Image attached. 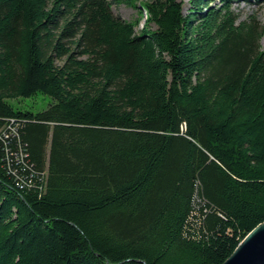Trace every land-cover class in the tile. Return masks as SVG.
<instances>
[{"label": "trees", "instance_id": "16d2710c", "mask_svg": "<svg viewBox=\"0 0 264 264\" xmlns=\"http://www.w3.org/2000/svg\"><path fill=\"white\" fill-rule=\"evenodd\" d=\"M253 1L0 0V264L229 259L264 222Z\"/></svg>", "mask_w": 264, "mask_h": 264}, {"label": "rangeland", "instance_id": "374dc122", "mask_svg": "<svg viewBox=\"0 0 264 264\" xmlns=\"http://www.w3.org/2000/svg\"><path fill=\"white\" fill-rule=\"evenodd\" d=\"M188 4L189 0H180ZM235 10L240 16L241 20H246L250 16L254 15L258 18V20L264 24V5L259 4L255 1L251 3L246 2H237L235 3ZM113 11L116 15L121 16L123 19L128 21H137L140 19L139 12L130 6L127 5H114ZM146 20V15L141 19L140 25L137 27V30L143 28L144 23ZM10 103L16 107L21 108L22 110H29L33 112H40L49 107V105L52 103V98L49 96H46L42 93H39L33 98L29 99H18V100H11Z\"/></svg>", "mask_w": 264, "mask_h": 264}, {"label": "water", "instance_id": "95a60500", "mask_svg": "<svg viewBox=\"0 0 264 264\" xmlns=\"http://www.w3.org/2000/svg\"><path fill=\"white\" fill-rule=\"evenodd\" d=\"M223 264H264V222L241 241Z\"/></svg>", "mask_w": 264, "mask_h": 264}]
</instances>
